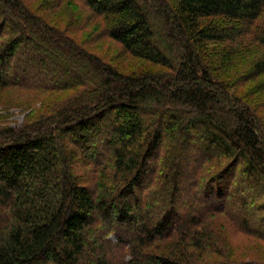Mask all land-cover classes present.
<instances>
[{
	"label": "trees",
	"instance_id": "trees-1",
	"mask_svg": "<svg viewBox=\"0 0 264 264\" xmlns=\"http://www.w3.org/2000/svg\"><path fill=\"white\" fill-rule=\"evenodd\" d=\"M78 1L140 66L81 47L88 63L57 62L74 42L27 0H0V90L61 91L70 84L47 80L65 72L84 80L78 86L96 83L57 120L1 130L0 264H117L109 252L119 246L129 264H264V133L254 104L264 83L249 102L231 93L264 76V0ZM253 27L263 55L235 75ZM189 189L188 204L179 195ZM221 214L255 243L235 249L218 237L227 228L210 219Z\"/></svg>",
	"mask_w": 264,
	"mask_h": 264
},
{
	"label": "rangeland",
	"instance_id": "rangeland-1",
	"mask_svg": "<svg viewBox=\"0 0 264 264\" xmlns=\"http://www.w3.org/2000/svg\"><path fill=\"white\" fill-rule=\"evenodd\" d=\"M27 2L32 5L35 17L38 16L39 18H42L43 21L49 22V25L51 26H59V29L66 35L64 42H66V40L68 41V39L74 42L73 48L75 46L76 49H70V46L68 45L70 43H64L66 46L63 47H65L67 51L62 50L61 52L63 54H57L58 56L56 57L57 59H55V61L60 62L61 59L64 58L69 65L72 64V61L75 63H80V65L83 63H88L86 60L82 59V55L79 54V47H81L86 53L96 54L107 63L114 64L115 62L113 61L115 59L124 57L120 61L124 68L134 69L140 66V62L132 57L124 56L123 52L121 51V47L105 36V23L101 19H98L95 22L91 21L92 15L90 11L85 9L78 0H65L62 6L61 0H27ZM13 19L22 20L24 18L20 17L19 19ZM257 28L253 27L249 33L250 36L245 39L246 45L251 47L252 52L247 54L249 55L248 57H240L236 62V70L234 72L235 75L246 72L245 65L251 60L262 57L263 55V51L258 49L257 45H254V43L250 42V40L254 38ZM42 30L43 28L41 27L40 31ZM237 42L240 44L238 40ZM45 65L49 70L57 69L58 71H61L62 69L61 66L55 67L56 63H46ZM65 73H67V75H65L64 79L58 78L56 79L57 81H55V79L47 80L48 83H55V85L58 83L64 85L66 82L67 84H70L67 87H62V89H60L61 91L23 88L0 90V132L2 129L10 127L22 128L28 124H37L41 122V120L49 118V116H54L57 120L60 117V107L64 103L67 102L66 104H68L73 101V99H75L79 93H82L83 90L87 88L92 90L94 87H96V83L91 77L86 79L88 82L86 85L88 86L82 87L78 85L79 83H82L80 81L84 80H79L77 78V81L75 82L76 79L74 73H71L70 75L69 72ZM262 83H264V76L259 78L257 81L249 82L247 84L240 81L237 83L238 86H234L235 89H231V93L236 94V91H239V97H241V100L243 102H246V100L249 102L251 100L250 96H247L249 95V92L255 91V89H257V87ZM230 96L233 102L231 104H238L231 94ZM254 104L258 108V115L262 120L260 132L262 131V133H264V89L263 92H260L254 96ZM83 171L84 168L80 166L79 173H82ZM163 180L165 179H162L161 181ZM164 185L167 186L164 188L166 191L172 192V190H174V187L171 185V183L167 184L164 183V181L160 182L159 187H163ZM161 192H163V190ZM189 193L191 194L185 197H183L185 193L179 195L181 201L187 202L188 204L194 203L195 201L193 202L192 200L195 199L196 191H194V189H189ZM215 217L218 218L212 220L211 217L210 219L213 224H221L222 228L228 229L223 232L215 231L216 235L220 237V235L217 233L222 234L221 237L223 238V241L230 243L231 247L238 249L240 245L248 244L249 240H251L252 243H255L256 240H253L252 238H246V236H244L242 233L239 234L240 231L238 227L230 220V218L223 214L216 215ZM101 231H103L102 227H98L96 225L94 234L98 235L101 233ZM110 239L113 242H118L117 236L115 234H111ZM159 245L161 248H163L168 244L160 242L156 244L155 247ZM123 247L124 246L115 247L114 250L113 248H110L109 256L113 262H117V264H120V262L121 264H129L131 256L129 255V251L127 249L126 251ZM155 247L151 248L150 251L155 253L160 251L157 250V248L155 249ZM257 254L263 255L264 251L262 253L259 251ZM253 256L258 257L255 254H253Z\"/></svg>",
	"mask_w": 264,
	"mask_h": 264
}]
</instances>
